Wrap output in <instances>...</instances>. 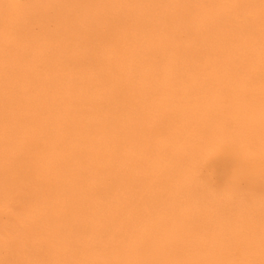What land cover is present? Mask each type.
I'll return each mask as SVG.
<instances>
[{
    "label": "bare ground",
    "instance_id": "obj_1",
    "mask_svg": "<svg viewBox=\"0 0 264 264\" xmlns=\"http://www.w3.org/2000/svg\"><path fill=\"white\" fill-rule=\"evenodd\" d=\"M35 1L0 11V264H264V0Z\"/></svg>",
    "mask_w": 264,
    "mask_h": 264
},
{
    "label": "rangeland",
    "instance_id": "obj_2",
    "mask_svg": "<svg viewBox=\"0 0 264 264\" xmlns=\"http://www.w3.org/2000/svg\"><path fill=\"white\" fill-rule=\"evenodd\" d=\"M5 2V3H3ZM13 2H15L17 5H20L21 8H29L31 7L33 4L35 5L36 1L35 0H0V11H2L3 13L5 12V14L7 13L8 15L10 13H14L16 8L13 4ZM2 6V7H1ZM10 10V11H9ZM79 26V24L77 25ZM76 26V27H77ZM78 28V27H77ZM85 29L87 31H90L91 30V23H88V25L86 26L85 25ZM78 31V29H77ZM80 30L78 31V35H82L81 33H79Z\"/></svg>",
    "mask_w": 264,
    "mask_h": 264
}]
</instances>
